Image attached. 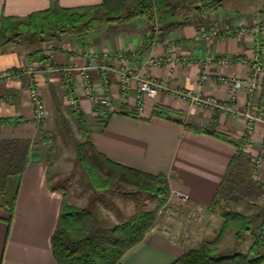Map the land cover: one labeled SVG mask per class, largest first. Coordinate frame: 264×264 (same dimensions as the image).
Instances as JSON below:
<instances>
[{
  "label": "crops",
  "instance_id": "0c3cea01",
  "mask_svg": "<svg viewBox=\"0 0 264 264\" xmlns=\"http://www.w3.org/2000/svg\"><path fill=\"white\" fill-rule=\"evenodd\" d=\"M63 7L97 5L102 0H57ZM171 4L157 22L155 41L141 57L140 52L152 32L145 17L127 23H106L98 35L57 36L26 46L9 43L0 48V73L22 70L19 75L0 79V141L23 144L15 170L0 164V184L12 207V214L0 198V264H58L51 238L58 223L64 192L51 183L48 174L49 148L40 140L54 120L71 111L81 114L87 135L108 159L152 174H163L171 189L189 194L182 206L187 220L197 215L213 214L209 205L238 164H249L264 146V126L258 125L250 138L245 137V120L221 109L196 106L190 101L161 91L156 96H140L134 81L122 94L119 74L122 68L152 76L168 85L191 90L203 96L227 101V84L219 75L251 77L250 66L242 62L226 65L207 64L209 55L251 54L257 39L249 32L232 33L206 40L199 37L202 28L250 26L264 20V0L260 7L243 8L257 0H226L218 10L198 15L186 0H166ZM51 0H0L2 16L25 19L34 11L44 10ZM124 53V58L119 53ZM169 54L188 56L193 61L174 62L171 66H149V56ZM90 65L95 95L108 96L113 109L93 103L84 92L78 69L67 73L59 68ZM29 68L26 69V68ZM34 83L45 103V120L39 124L33 115L28 86ZM247 85L238 93L236 106L244 108ZM73 96L76 109L69 102ZM139 105L142 109L139 110ZM254 108L264 106V96L257 94ZM156 107L166 108L173 118L224 134L228 140L206 132L191 131L183 124L154 116ZM67 111V112H66ZM56 117V119H54ZM41 127V129H39ZM43 130V131H42ZM43 136V135H42ZM44 137V136H43ZM8 147V146H7ZM10 148L18 150L16 147ZM8 150V149H7ZM242 154H239V153ZM1 163V162H0ZM248 165V166H249ZM264 182V159L257 177ZM10 222L8 223V219ZM221 221L220 226H222ZM186 225L170 222L166 214H157L143 239L131 246L117 264H171L182 253L197 248ZM192 236V234H191ZM264 264V262L260 263Z\"/></svg>",
  "mask_w": 264,
  "mask_h": 264
},
{
  "label": "trees",
  "instance_id": "16d2710c",
  "mask_svg": "<svg viewBox=\"0 0 264 264\" xmlns=\"http://www.w3.org/2000/svg\"><path fill=\"white\" fill-rule=\"evenodd\" d=\"M186 1L193 6L198 15H202L218 10L226 0ZM127 2H131V8L127 7ZM170 7L171 4L166 0H102L100 4L81 7H63L57 0H51L48 8L34 11L26 17L28 22L25 28L31 29L35 35L39 36L46 34L50 36H82L102 21L105 23H127L138 16H142L145 17L152 28V32L140 52L142 57L155 41L153 32L155 31L156 22ZM93 9L100 13L99 16L85 21L87 13ZM19 19L16 16H2L0 48L16 41L10 35L14 32L13 22ZM152 114L183 124L185 128L191 131L206 132L228 140L220 132L211 131L196 124L185 123L180 118H173L171 112L166 108L156 107ZM8 122H11V120L0 119V123ZM81 122L84 125V121ZM83 133L85 140L79 144L80 161L95 187H107L110 180L118 179L135 184L140 191L147 192L152 199L160 202L167 200L170 187L163 174L147 173L108 159L96 148L85 130ZM221 189L222 186L219 192ZM0 198L3 200L2 205L7 208L11 217V203L7 199L1 184ZM216 200L217 196L209 205V209H213ZM135 201L136 205H142L138 197L135 198ZM156 213V210H140L121 223L107 228H98L91 232L89 226L93 221L92 210L89 207L79 208L63 198L58 223L51 238L55 259L58 264H117L125 251L141 241L146 232L153 226ZM222 215L224 222L219 232L221 235L228 226L230 216L239 220V228H245L246 224L250 222V217L240 213L222 210ZM9 222L10 218L8 219ZM240 230L237 231L238 237H240ZM220 237L218 235L211 242L203 243L197 248L185 251L171 264H260L264 262V254L260 253H256L254 256H251L250 252H235L226 255L217 253V249L213 244Z\"/></svg>",
  "mask_w": 264,
  "mask_h": 264
},
{
  "label": "rangeland",
  "instance_id": "374dc122",
  "mask_svg": "<svg viewBox=\"0 0 264 264\" xmlns=\"http://www.w3.org/2000/svg\"><path fill=\"white\" fill-rule=\"evenodd\" d=\"M238 6L243 8L260 7V2L257 0ZM127 7L131 8V2H127ZM81 12L83 13V10ZM99 14L96 9H93L87 13L85 21L92 17H98ZM27 22L26 18L13 22L14 32L10 37L16 41L11 43L24 47L32 42L58 36L35 35L31 29L25 28ZM105 24L104 21L96 24L85 36L98 35L101 32L98 30H102ZM106 25L105 27H107ZM26 69L29 70L28 67ZM74 113L67 112L57 121L54 120L51 131L44 132V134L41 132L39 141L46 140L48 143L50 152L48 174L51 183L60 186L67 202L79 208L89 207L92 210L93 221L89 226L91 232L98 228H107L121 223L140 210H156V216L160 213L166 214L169 223H184L187 227V231L184 233L185 239H188L189 233H191L190 237L198 247L203 243L213 241L220 235V239L213 244L219 254L226 255L235 252H250L251 256L256 253L264 254V182L253 176L255 170L253 161L251 166L244 163L233 167L232 173L217 194L213 209H209L213 214L205 213V215H209L208 219L205 216L197 215L195 219L187 220V211L181 207L184 201L175 200L170 197V194L165 202H160L150 198L147 192L140 191L135 184L118 179L110 180L107 187H95L80 161L79 155V144L85 140L83 131H86V123L83 125L81 122L82 116L79 112ZM44 120L45 117L41 121H36L41 124ZM10 146L22 149L23 144L0 141V164L7 171L15 170L18 167L22 155L21 149L18 148L14 152ZM134 195L141 201V206L136 205ZM222 210L248 216L250 222L246 224L245 228H239V220L230 216L228 226L221 235L219 233L222 228L220 223L224 222ZM239 229H241L240 237L237 236Z\"/></svg>",
  "mask_w": 264,
  "mask_h": 264
},
{
  "label": "built area",
  "instance_id": "2783aa9c",
  "mask_svg": "<svg viewBox=\"0 0 264 264\" xmlns=\"http://www.w3.org/2000/svg\"><path fill=\"white\" fill-rule=\"evenodd\" d=\"M157 28V22L155 24V30ZM235 32H249L253 35L258 36L264 33V20H260L250 26L240 25L238 27H227L225 29H219L217 27L202 28L199 32V37L206 40L213 38H219L222 36L231 35ZM120 58H124V53H119ZM192 57L180 56L173 57L169 54H163L158 56H149L146 60V64L149 66H171L174 62L187 63L193 61ZM202 61L207 64H221L226 65L233 62H242L250 66L251 77L247 81L236 76L219 75L218 80L227 84L229 98L227 101L219 100L212 96H203L200 93H195L191 90L182 89L168 85L166 82L159 80L152 76H146L141 73L134 72L130 69L122 68L119 74V89L122 94H126L132 88V82L134 81L136 90L140 96L154 97L159 92L164 91L175 97L182 98L190 101L196 106L208 107L211 109H221L230 112L232 115L239 116L245 120V131L244 135L250 138L254 130L258 125L264 126V106L260 108H254L253 101L257 94L264 96V40L262 38L257 39L254 51L251 54L241 53L233 56L227 55H213L209 54L205 56ZM78 69L81 73L83 80V88L88 98L96 104L106 106L109 110L113 109L111 100L108 96H97L94 92V87L91 81V73L89 71L90 65L80 66H68L59 68V71L65 73V79L67 73L72 69ZM22 70L7 71L0 73V79L9 78L14 75H19ZM247 85V101L244 108H239L235 104L238 99L239 91ZM29 99L33 107L34 119L41 121L46 114L45 103L41 97V94L34 83H30L28 86ZM69 102L76 109H79V103L73 96L69 97ZM139 110L142 106L139 105ZM264 159V146L253 158L255 170L253 173L254 177H258L259 171L262 166ZM170 197L175 198L178 201H186L189 199V194L179 189H171Z\"/></svg>",
  "mask_w": 264,
  "mask_h": 264
}]
</instances>
